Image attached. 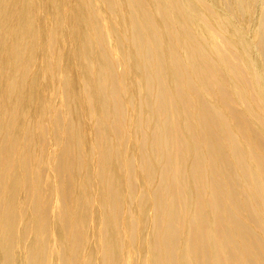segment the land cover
<instances>
[{
	"label": "bare ground",
	"instance_id": "6f19581e",
	"mask_svg": "<svg viewBox=\"0 0 264 264\" xmlns=\"http://www.w3.org/2000/svg\"><path fill=\"white\" fill-rule=\"evenodd\" d=\"M168 1L0 0V264H264V140Z\"/></svg>",
	"mask_w": 264,
	"mask_h": 264
},
{
	"label": "rangeland",
	"instance_id": "374dc122",
	"mask_svg": "<svg viewBox=\"0 0 264 264\" xmlns=\"http://www.w3.org/2000/svg\"><path fill=\"white\" fill-rule=\"evenodd\" d=\"M169 6L168 0H165ZM193 9H189L193 21V28H202L206 30L210 36V40L200 34L197 29L192 31L193 39L198 42L202 54L206 55V59L211 64V73L215 79L219 80L231 95V101L243 113L245 121L252 126L249 128L254 130L257 135L264 140V130L258 128L253 122L250 113L260 116L258 109L253 106L252 100L247 98L244 86L251 84L255 88L264 84V0H187ZM184 6L180 9L182 15L179 14L178 4L170 7V18L183 17L185 15ZM217 15V18H216ZM223 19L230 24L237 32V35L247 40L251 46L240 48L236 39H228L226 30L219 22ZM174 21V26L179 27L178 20ZM177 29H175L176 31ZM235 39V42L233 41ZM193 47V45L191 44ZM115 54V49H112ZM181 57L183 53L181 54ZM182 61L185 65L186 59ZM251 62L252 66L246 70L244 63ZM255 64V67L253 66ZM258 90V89H257ZM259 102L264 104V96L257 94ZM254 101V100H253ZM247 104L249 111L244 107ZM253 110H252V109ZM264 124V120H263ZM137 167V163H136ZM151 216V208L149 210ZM139 262V259H138Z\"/></svg>",
	"mask_w": 264,
	"mask_h": 264
}]
</instances>
